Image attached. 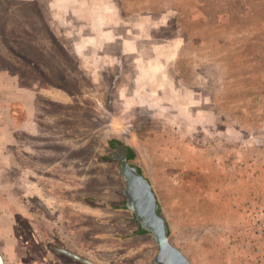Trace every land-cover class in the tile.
<instances>
[{
    "label": "rangeland",
    "instance_id": "374dc122",
    "mask_svg": "<svg viewBox=\"0 0 264 264\" xmlns=\"http://www.w3.org/2000/svg\"><path fill=\"white\" fill-rule=\"evenodd\" d=\"M127 152L191 264H264V0H0L4 264H156Z\"/></svg>",
    "mask_w": 264,
    "mask_h": 264
},
{
    "label": "water",
    "instance_id": "95a60500",
    "mask_svg": "<svg viewBox=\"0 0 264 264\" xmlns=\"http://www.w3.org/2000/svg\"><path fill=\"white\" fill-rule=\"evenodd\" d=\"M131 171L133 170L131 169ZM133 195L137 200L135 207L136 211L143 214L147 219L143 223V228L157 236L156 240L159 250L155 258V263L191 264L187 257L171 244L167 223L165 219L157 215L158 203L149 181L146 179H140V181L135 184ZM0 264H4L1 253Z\"/></svg>",
    "mask_w": 264,
    "mask_h": 264
},
{
    "label": "flooded vegetation",
    "instance_id": "af4514ba",
    "mask_svg": "<svg viewBox=\"0 0 264 264\" xmlns=\"http://www.w3.org/2000/svg\"><path fill=\"white\" fill-rule=\"evenodd\" d=\"M125 151H127V150L125 148H123L122 153H124ZM128 153L129 152H127L126 157L122 158L121 165H120L121 175H122L123 183H124L123 196H124L125 202H126L125 206H126V209L128 210V212H130L133 215V219L136 221L137 228L139 229L138 233L144 232L146 234H150L158 246V243L156 240L157 236L155 234H153L152 232H148L147 230H145L143 228V223L147 219L145 218V216L143 214H140L138 211H136V208H135L136 204H137V200L134 198V195H133V191L135 189V184L138 181H140V179H146V178L144 177V175L140 171V169L135 168L134 166L131 165V163L129 162V160H130L129 155L130 154H128ZM131 169L133 171H131ZM157 215L159 217L163 218V216L160 213L159 207L157 208ZM158 250H159V247H158Z\"/></svg>",
    "mask_w": 264,
    "mask_h": 264
},
{
    "label": "trees",
    "instance_id": "16d2710c",
    "mask_svg": "<svg viewBox=\"0 0 264 264\" xmlns=\"http://www.w3.org/2000/svg\"><path fill=\"white\" fill-rule=\"evenodd\" d=\"M115 143V142H114ZM121 147H125L124 145H122V143H120V142H117ZM125 149L127 150V151H129V152H133V150L131 149V148H129V147H125ZM130 157V156H129ZM141 233H144V232H141ZM80 262H83V260H81V259H78ZM84 262H86V261H84Z\"/></svg>",
    "mask_w": 264,
    "mask_h": 264
},
{
    "label": "crops",
    "instance_id": "0c3cea01",
    "mask_svg": "<svg viewBox=\"0 0 264 264\" xmlns=\"http://www.w3.org/2000/svg\"><path fill=\"white\" fill-rule=\"evenodd\" d=\"M24 128V125H21L20 129H23ZM30 131V130H29Z\"/></svg>",
    "mask_w": 264,
    "mask_h": 264
}]
</instances>
